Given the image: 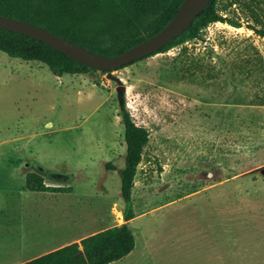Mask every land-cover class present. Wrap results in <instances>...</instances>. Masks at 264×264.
Masks as SVG:
<instances>
[{
  "label": "rangeland",
  "instance_id": "obj_1",
  "mask_svg": "<svg viewBox=\"0 0 264 264\" xmlns=\"http://www.w3.org/2000/svg\"><path fill=\"white\" fill-rule=\"evenodd\" d=\"M228 22L114 70L149 143L132 189L134 250L111 264H264V0H217ZM108 73V72H107ZM107 73L54 76L0 51V264L124 223L126 144ZM70 193L32 192L25 174Z\"/></svg>",
  "mask_w": 264,
  "mask_h": 264
},
{
  "label": "trees",
  "instance_id": "obj_2",
  "mask_svg": "<svg viewBox=\"0 0 264 264\" xmlns=\"http://www.w3.org/2000/svg\"><path fill=\"white\" fill-rule=\"evenodd\" d=\"M182 1L0 0V15L38 25L96 53L115 56L159 32L174 16ZM216 2L211 0L185 32L138 61L199 39L202 30L211 23L228 22L240 27L239 23L225 19L218 12ZM248 28L264 37V30L255 26ZM0 51L11 58L40 62L57 77L94 70L39 40L9 30L0 29ZM120 117L126 144L124 167L116 169L108 166L117 170L120 177L124 223L84 238L81 247L76 243L69 244L21 264H110L122 260L134 250L136 240L129 225L135 218L132 189L137 168L149 143V132L133 121L125 103L120 108ZM25 188L44 193L72 191L71 187L46 185L44 177L38 172L25 174Z\"/></svg>",
  "mask_w": 264,
  "mask_h": 264
},
{
  "label": "water",
  "instance_id": "obj_3",
  "mask_svg": "<svg viewBox=\"0 0 264 264\" xmlns=\"http://www.w3.org/2000/svg\"><path fill=\"white\" fill-rule=\"evenodd\" d=\"M210 1L183 0L174 16L159 32L115 56L96 53L81 45L68 41L43 27L7 16L0 15V29L13 31L39 40L91 69L108 71L107 78L117 84L116 92L121 108L124 104L125 87L122 81L112 71L155 53L181 35L189 28L194 19ZM259 169H264V166Z\"/></svg>",
  "mask_w": 264,
  "mask_h": 264
},
{
  "label": "crops",
  "instance_id": "obj_4",
  "mask_svg": "<svg viewBox=\"0 0 264 264\" xmlns=\"http://www.w3.org/2000/svg\"><path fill=\"white\" fill-rule=\"evenodd\" d=\"M46 193H48V192H46ZM132 220H133V219H132ZM132 220H131V221H132ZM131 221H130V222H131ZM130 222H129V223H130ZM119 261H121V260H119ZM116 262H118V261H116ZM110 264H111V263H110Z\"/></svg>",
  "mask_w": 264,
  "mask_h": 264
}]
</instances>
